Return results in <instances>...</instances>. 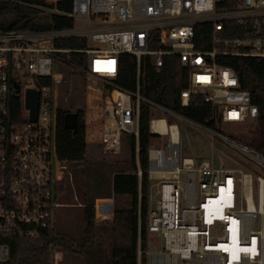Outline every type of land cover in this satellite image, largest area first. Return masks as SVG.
<instances>
[{
    "label": "built area",
    "instance_id": "2783aa9c",
    "mask_svg": "<svg viewBox=\"0 0 264 264\" xmlns=\"http://www.w3.org/2000/svg\"><path fill=\"white\" fill-rule=\"evenodd\" d=\"M39 10V15L68 17L71 26L0 29V262L8 256L7 238H34L53 227L61 168L55 154L57 69L66 66L62 55L77 52L85 56L78 70L101 83L95 88L103 154L118 153L122 134L136 140L139 104L144 103L150 111L201 126L242 161L223 154L235 164L224 167L182 157L176 124L150 116L149 132L166 139L149 143L146 150V176L156 196L146 216V236L153 244L144 251L147 264H264V151L206 126L211 119L240 125L257 116L249 92L216 58H264V0H71L66 12L55 5ZM197 25L206 27L208 48L196 39ZM70 38H83L85 47L55 46L56 40ZM120 54L134 57V90L114 82ZM142 57L155 72L175 57L184 79L180 106L198 95L209 108V120L194 123L141 96ZM27 90L37 95L33 120L25 107ZM160 119L164 132L153 124ZM110 207L99 202L95 210L105 215ZM140 253L137 238L136 264Z\"/></svg>",
    "mask_w": 264,
    "mask_h": 264
},
{
    "label": "trees",
    "instance_id": "16d2710c",
    "mask_svg": "<svg viewBox=\"0 0 264 264\" xmlns=\"http://www.w3.org/2000/svg\"><path fill=\"white\" fill-rule=\"evenodd\" d=\"M37 5H47L42 0H31ZM71 0H58L55 4L57 10L68 11ZM18 4L2 1L0 4V29H33L46 30L67 28L71 26V20L65 16L51 15L48 23L42 24L35 21L34 17L25 15ZM4 15H10V21L3 20ZM204 25V24H203ZM196 26L195 36L203 42L204 48H208V34L205 26ZM83 38H70L56 40L55 46L79 49L85 47ZM195 48L201 46L195 44ZM64 63L70 68L69 74L78 76L85 81L86 76L78 70L84 66V54L69 52L62 55ZM148 57H142L144 74L140 78L139 94L146 99L172 111L194 123L204 124L209 120V108L202 102L200 96L192 95L186 106H180L178 91L184 86L182 70L175 57L167 58L159 72H155L147 66ZM145 62V63H144ZM216 63L229 67L236 79L238 86L246 89L250 95V102L257 108L255 118L257 139L249 138L244 144L256 149L264 148V58L251 57H217ZM72 66V67H71ZM135 61L132 55H118L117 73L114 82L123 88L134 90ZM17 101V102H16ZM15 108L18 109V99H15ZM86 107L95 110L99 103V92L88 85L85 97ZM65 112L76 114V128L74 132L62 127V116ZM150 110L144 103L139 104L137 138L131 134L126 135L129 149V171L112 170V176L106 185L105 195L99 193L105 182L101 174L100 166L88 163L86 160V143L84 141V109L83 107H60L56 109L55 128V154L58 162L66 173L78 170L81 175L79 183L75 186L78 199L82 207L83 231L80 241L75 242L70 235L59 233L54 228L44 229L38 232L34 238L9 237L7 259L0 264H50L49 251L51 248L60 250L64 255L77 254L86 258L87 264H136L137 238L141 251L146 248V216H147V190L148 180L146 176V150L150 139L154 136L149 132L148 123ZM93 121L87 119V128L90 134H94ZM167 124H172L168 122ZM217 122L209 120L206 126L212 130ZM93 132V133H91ZM98 133V132H97ZM89 136V135H88ZM98 139V134L92 139ZM233 138V137H232ZM240 141V140H239ZM136 148V153H135ZM135 155L140 177L136 175ZM101 166L109 168L107 164ZM64 171V170H63ZM60 180L56 184L55 197L59 198L62 191ZM112 197V218L107 231V246L103 249L97 240V228L94 224L93 201L95 198ZM140 264H145V256L140 255Z\"/></svg>",
    "mask_w": 264,
    "mask_h": 264
},
{
    "label": "rangeland",
    "instance_id": "374dc122",
    "mask_svg": "<svg viewBox=\"0 0 264 264\" xmlns=\"http://www.w3.org/2000/svg\"><path fill=\"white\" fill-rule=\"evenodd\" d=\"M20 1V0H19ZM18 0H11L18 4V7L21 9L27 10L26 7L22 5ZM21 1H29V0H21ZM0 0V4H1ZM28 5V4H26ZM55 3L48 0L47 7L54 6ZM33 14L35 10L28 8ZM39 13V12H37ZM10 15H4L3 20L9 19ZM38 18H41L38 16ZM10 21L7 20V22ZM92 46H100L98 43H91ZM57 71L60 73V78L57 81V93H56V106L60 107H70L71 109L75 107H83L84 109V121L89 119L93 121V129L95 130V134L99 133L100 123L98 118V108L95 110H89L86 107L85 97H86V89L87 86L90 85L92 87H100L101 83L99 80L95 78L88 77L85 81L81 80L78 76L69 74L70 68L67 66H58ZM152 117H160L164 118L165 122H171L172 124H176L177 129L180 135V153L182 157H193L197 159H206L212 162L214 165H221L224 167H231L235 164L223 156L228 155L229 157H234L238 161L242 162L240 159L233 156L230 148L222 142L217 136L202 128L199 125L190 123L183 119H174L171 118L169 114L165 112H156L152 110L150 112ZM153 124L159 126L160 131L164 132L165 124L163 121L154 122ZM258 125L256 124L255 119L242 123L240 125H231V124H216V128L225 135L233 137L237 140L245 142L249 138L257 139L256 129ZM173 137L175 136V128H172ZM96 136V135H95ZM166 139V135L153 136L150 139L151 144H160V141H164ZM98 139H93L92 142H88L86 145V160L88 163H93L95 165L100 166V172L103 176V180L105 182L104 186L100 188L99 193L101 195H105L107 191L106 185L109 183L110 178L112 176V170H125L129 171V165H127L129 161V149L126 142V135L122 134L120 141V148L118 153L115 154H103L100 150V146L98 144ZM264 151V148H259ZM137 151V150H136ZM135 151V153H136ZM136 162V159H135ZM107 164L109 168H105L101 166L102 164ZM136 164V163H135ZM61 166V165H60ZM62 167L59 169L60 182L62 183V191L58 199H56L57 203L60 206L55 208V218L53 228L56 232L64 233L70 235L74 238V241H80L83 234V223H82V207L80 204V200L78 199V194L76 192L75 186L79 183L82 178L80 172L78 170H73L72 172L66 173L67 169H63ZM64 170V171H63ZM153 181H148V190H147V210L149 209L153 200L156 199L154 194V186H152ZM260 196L264 198V183L261 186ZM99 202H111L110 211L105 215H100L96 213L95 205ZM113 199L112 197H101L95 198L93 201L94 208V224L97 228V240L106 250L107 246V231L106 228L109 226L112 218V209H113ZM250 208V207H248ZM261 211L264 213V208L261 207ZM258 226V221L256 223ZM151 237L146 236V248L144 251L152 249ZM156 249V248H153ZM141 251V250H140ZM141 251L140 255L143 254L145 256V264L147 261V254ZM50 264H87L86 258L83 255L77 254H68L64 255L60 250L51 248L49 251ZM140 261V256H139ZM183 264V263H179Z\"/></svg>",
    "mask_w": 264,
    "mask_h": 264
},
{
    "label": "water",
    "instance_id": "95a60500",
    "mask_svg": "<svg viewBox=\"0 0 264 264\" xmlns=\"http://www.w3.org/2000/svg\"><path fill=\"white\" fill-rule=\"evenodd\" d=\"M37 106V95L32 90H27L25 94V107L29 109L30 120L35 118V111ZM62 127L64 129L75 131L76 128V114L74 112H65L62 116ZM111 206V202H108Z\"/></svg>",
    "mask_w": 264,
    "mask_h": 264
},
{
    "label": "crops",
    "instance_id": "0c3cea01",
    "mask_svg": "<svg viewBox=\"0 0 264 264\" xmlns=\"http://www.w3.org/2000/svg\"><path fill=\"white\" fill-rule=\"evenodd\" d=\"M1 1H9V2H11V0H1ZM42 1L45 4H48V0H42ZM50 1H53L54 3H56L58 0H50ZM19 2L22 3V5L24 4L23 6L27 8V10H25V9L22 10L23 13H25V15H27L29 17H34L35 21L38 22V23H42V24L48 23L49 18H50L51 15H48V14L39 15V13H37V12L40 11L39 8L46 7L45 5H37V4L33 3V1H31V0H29V1H21L20 0ZM26 4H28V5H26ZM28 8H30L32 10H35L34 13L32 14L31 11L28 10ZM38 16H40L41 18H38ZM7 20H9V19H7ZM91 133H93V132H91ZM94 134H95V131H94ZM94 134H90V132H88L87 120H85L84 121V141H85L86 144L88 142H92L93 141L92 137H93Z\"/></svg>",
    "mask_w": 264,
    "mask_h": 264
},
{
    "label": "bare ground",
    "instance_id": "6f19581e",
    "mask_svg": "<svg viewBox=\"0 0 264 264\" xmlns=\"http://www.w3.org/2000/svg\"><path fill=\"white\" fill-rule=\"evenodd\" d=\"M158 121H162L161 119L160 120H156V121H154V122H158ZM153 122V123H154ZM158 127V130L160 131V128H159V126H157ZM172 128H175L173 125L171 126V128H170V131H171V134H172V137H173V131H172ZM175 136L173 137V138H176V136H177V133H176V130H175ZM261 191V190H260ZM248 207H250L249 209H251L252 208V204L250 203V201L248 200Z\"/></svg>",
    "mask_w": 264,
    "mask_h": 264
}]
</instances>
